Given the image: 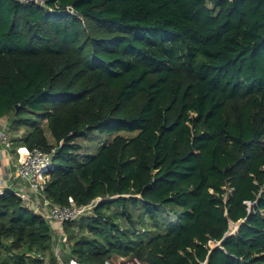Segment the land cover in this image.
<instances>
[{
	"label": "trees",
	"instance_id": "obj_1",
	"mask_svg": "<svg viewBox=\"0 0 264 264\" xmlns=\"http://www.w3.org/2000/svg\"><path fill=\"white\" fill-rule=\"evenodd\" d=\"M1 117L52 152L53 202L100 199L64 260L264 264V0H0ZM53 244L5 189L0 264Z\"/></svg>",
	"mask_w": 264,
	"mask_h": 264
},
{
	"label": "built area",
	"instance_id": "obj_2",
	"mask_svg": "<svg viewBox=\"0 0 264 264\" xmlns=\"http://www.w3.org/2000/svg\"><path fill=\"white\" fill-rule=\"evenodd\" d=\"M23 2H35L37 4H44L45 0H20ZM11 143L10 133L5 123L0 118V144L9 146ZM52 160V152H46L38 146L26 147L24 153L21 154L17 160L13 175L15 179L25 182L17 189L12 190L18 196L23 205L30 210L42 215L49 221H56L59 225L58 240L67 245V234L64 229V223L74 220L79 215H90L93 213V208L100 200L99 198L91 200L86 204H77L73 196L68 197L66 204H58L53 202L44 193L46 187V175L41 174L44 166L49 164ZM4 181L0 177V195L5 191L3 188ZM3 186V187H2ZM33 193H37V198H33ZM45 209V211H43ZM65 249L63 248L62 251ZM62 251H55L60 258ZM116 257V258H114ZM106 259L103 264H145L136 257L123 258L122 256H114ZM61 264H89L73 257L67 260L61 259Z\"/></svg>",
	"mask_w": 264,
	"mask_h": 264
},
{
	"label": "crops",
	"instance_id": "obj_3",
	"mask_svg": "<svg viewBox=\"0 0 264 264\" xmlns=\"http://www.w3.org/2000/svg\"><path fill=\"white\" fill-rule=\"evenodd\" d=\"M1 119L5 123L10 133L11 143L9 146H6L5 144H0V177L4 181L3 184L4 187L2 186L3 188L14 190L17 189L22 184H25V182L15 179L13 175L17 160L19 156L24 153V149H26L27 147L26 144L23 143L21 140V134L24 132V129L18 132H11L7 125V118L1 117ZM32 195L33 198H37V193H33ZM43 211H45V209H43ZM48 222L50 226L54 225L55 228H59V225L56 221L48 220ZM65 246H69V244Z\"/></svg>",
	"mask_w": 264,
	"mask_h": 264
},
{
	"label": "rangeland",
	"instance_id": "obj_4",
	"mask_svg": "<svg viewBox=\"0 0 264 264\" xmlns=\"http://www.w3.org/2000/svg\"><path fill=\"white\" fill-rule=\"evenodd\" d=\"M124 134H126V135H130V133H124ZM111 137V135H109V134H101V135H98L97 133L96 134H94V133H92V134H90V136L89 137H86V138H82V139H80V142H82V144H83V149H85V150H95L96 149V147L97 146H99L100 145V143H101V141H105V140H107V139H109ZM1 186V185H0ZM113 209L114 208H116V207H112ZM80 216V215H79ZM79 216H77V217H79ZM83 216V215H82ZM80 218V217H79ZM51 229H52V234H53V241H54V244H53V252H54V254H55V257H56V259H57V262H58V264H61L60 263V260L61 259H64V257H65V253H67L68 252V249H69V247L71 246V243H72V239L69 237V234H68V232H66V234H67V244H69V246H65L66 244L65 243H63V242H60L59 240H58V237H59V231H58V228H55V226L54 225H52L51 226ZM81 232H86V229H84V228H82L81 229ZM63 248H65V250L64 251H62L63 250ZM57 249H58V251H62V253L60 254V258L58 257V254H57V252H55V251H57ZM37 256H40V254H36ZM114 257V256H113ZM123 258H129L130 259V257L129 256H122ZM114 258H116V257H114ZM47 262H45V264H46Z\"/></svg>",
	"mask_w": 264,
	"mask_h": 264
},
{
	"label": "water",
	"instance_id": "obj_5",
	"mask_svg": "<svg viewBox=\"0 0 264 264\" xmlns=\"http://www.w3.org/2000/svg\"><path fill=\"white\" fill-rule=\"evenodd\" d=\"M239 224H240V222L235 225V228H238ZM221 242H222V240L219 242V244H221Z\"/></svg>",
	"mask_w": 264,
	"mask_h": 264
}]
</instances>
